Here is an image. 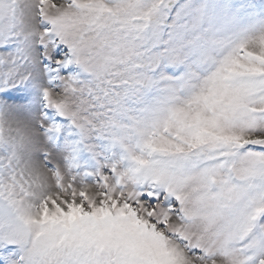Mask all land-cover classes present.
<instances>
[{
	"label": "snow or ice",
	"instance_id": "1",
	"mask_svg": "<svg viewBox=\"0 0 264 264\" xmlns=\"http://www.w3.org/2000/svg\"><path fill=\"white\" fill-rule=\"evenodd\" d=\"M26 82L96 170L46 150L33 202L0 134V264H264V0H0V89Z\"/></svg>",
	"mask_w": 264,
	"mask_h": 264
},
{
	"label": "clouds",
	"instance_id": "2",
	"mask_svg": "<svg viewBox=\"0 0 264 264\" xmlns=\"http://www.w3.org/2000/svg\"><path fill=\"white\" fill-rule=\"evenodd\" d=\"M23 2V0H22ZM34 3L35 0H28ZM23 31L31 34L34 31L32 18L25 14L23 18ZM57 102L67 105L71 109V97L54 96ZM0 134L3 136L4 144L9 151L15 155V162L24 176L30 182L33 194V202H39L48 195H54L51 192L54 174L46 166V163L40 159V153L48 150L42 139V133L31 119L19 115L8 107L0 108ZM63 175H67L63 166L57 165ZM83 190L91 192L90 185H83Z\"/></svg>",
	"mask_w": 264,
	"mask_h": 264
},
{
	"label": "rangeland",
	"instance_id": "3",
	"mask_svg": "<svg viewBox=\"0 0 264 264\" xmlns=\"http://www.w3.org/2000/svg\"><path fill=\"white\" fill-rule=\"evenodd\" d=\"M8 96L20 97L23 99V103L21 105H13L8 101ZM0 97H4L3 99H0V108L8 107L15 113L27 117L36 123L37 127L43 134V141L48 146L47 151L63 153L66 157L64 160L66 167L69 164L67 157L71 156L72 163L76 166L72 169V171L83 172L85 170H89L94 172L96 170V162L91 158L89 152L86 150L77 152L72 151V146L78 139V135L75 133L74 129H68V131L62 136H53L41 127V122L48 118L46 117V114L50 110L44 108V102L38 87L31 82L18 84L15 87L0 89ZM89 142H94L98 145L102 144L100 141ZM2 151H4V149H0V152ZM47 151L39 154L40 159L42 155H47ZM88 179H91V177H88Z\"/></svg>",
	"mask_w": 264,
	"mask_h": 264
}]
</instances>
